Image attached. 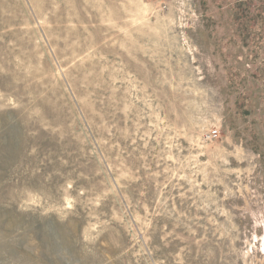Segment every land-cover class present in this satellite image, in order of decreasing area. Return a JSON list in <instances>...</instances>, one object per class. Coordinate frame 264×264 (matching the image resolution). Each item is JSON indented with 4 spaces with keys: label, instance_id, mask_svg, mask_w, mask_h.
<instances>
[{
    "label": "rangeland",
    "instance_id": "1",
    "mask_svg": "<svg viewBox=\"0 0 264 264\" xmlns=\"http://www.w3.org/2000/svg\"><path fill=\"white\" fill-rule=\"evenodd\" d=\"M0 264H264V0H0Z\"/></svg>",
    "mask_w": 264,
    "mask_h": 264
},
{
    "label": "built area",
    "instance_id": "2",
    "mask_svg": "<svg viewBox=\"0 0 264 264\" xmlns=\"http://www.w3.org/2000/svg\"><path fill=\"white\" fill-rule=\"evenodd\" d=\"M216 135V130H213L209 133L208 137L211 138L212 136Z\"/></svg>",
    "mask_w": 264,
    "mask_h": 264
}]
</instances>
